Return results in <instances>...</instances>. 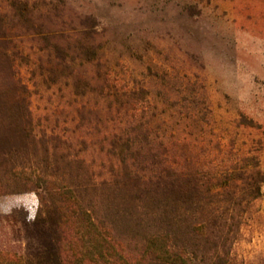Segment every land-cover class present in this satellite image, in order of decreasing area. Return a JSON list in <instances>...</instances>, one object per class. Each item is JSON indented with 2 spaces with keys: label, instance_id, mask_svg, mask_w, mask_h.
Here are the masks:
<instances>
[{
  "label": "trees",
  "instance_id": "16d2710c",
  "mask_svg": "<svg viewBox=\"0 0 264 264\" xmlns=\"http://www.w3.org/2000/svg\"><path fill=\"white\" fill-rule=\"evenodd\" d=\"M43 3L46 14L38 3L10 0L14 19L47 53L39 64L0 18V193L35 192L36 219L49 225L55 248L0 250V264H247L235 262L233 249L264 197L260 153L221 143L197 149L168 136L150 90L93 64L100 46L91 34L56 29L59 9ZM79 59L96 67L93 76ZM23 67L48 83L73 78L75 94L105 101L104 114L83 111V121L91 118L70 134H49ZM240 123L261 127L245 114Z\"/></svg>",
  "mask_w": 264,
  "mask_h": 264
},
{
  "label": "rangeland",
  "instance_id": "374dc122",
  "mask_svg": "<svg viewBox=\"0 0 264 264\" xmlns=\"http://www.w3.org/2000/svg\"><path fill=\"white\" fill-rule=\"evenodd\" d=\"M44 1L59 9L56 29L77 39L91 34L100 46V61L93 64H108L150 90L168 136L197 149L221 143L241 154L257 151L264 169V0H30L46 14ZM2 16L37 64L47 60L14 19L10 0H0ZM82 62L76 64L87 65L79 70L93 76L96 67ZM22 77L49 134H70L83 111L104 114L105 101L75 94L71 77L48 83L39 70L34 76L25 67ZM241 114L261 127L242 125ZM38 209L35 192L0 193V250L28 255L55 248L49 225L36 219ZM233 258L264 260V197L243 227Z\"/></svg>",
  "mask_w": 264,
  "mask_h": 264
}]
</instances>
